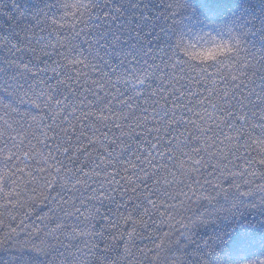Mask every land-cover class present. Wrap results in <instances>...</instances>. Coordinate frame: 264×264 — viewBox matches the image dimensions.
Instances as JSON below:
<instances>
[{"label": "snow or ice", "instance_id": "snow-or-ice-1", "mask_svg": "<svg viewBox=\"0 0 264 264\" xmlns=\"http://www.w3.org/2000/svg\"><path fill=\"white\" fill-rule=\"evenodd\" d=\"M62 6L66 7L65 4ZM93 7L91 2L85 6ZM109 15L104 13L105 18ZM43 22L55 28L57 15H45ZM23 38V43H17L7 36L0 37V49L5 50L0 74L14 82L15 89L24 90L25 95L33 92L48 110L45 115L50 123H44L43 129H38L39 136L21 125L17 135L23 138L19 140L0 132V202H3L0 206L28 209L16 227L4 225L0 219V225L7 228L0 235V264H119L117 242L125 243L124 252L129 253L125 237L134 243L135 237L140 235L139 230H147L156 223L154 213L159 212L160 192L149 183L156 175L149 169H156L158 158L174 160L173 152L181 144L189 149L183 155L190 158L199 155L203 151L199 147L200 140L207 138L208 133L213 141L220 136L234 141L231 154L237 160L241 159L239 153L243 150V162L249 168L258 165L264 169V56H252L240 47L235 57L193 65L180 60L173 50L171 55L162 57L161 62L165 67L179 68L183 75L169 78L165 74L163 79L168 81V87L161 83L152 90L145 98L147 106L136 105L137 111L144 114L137 115L131 111L132 97L126 101L122 98L124 94L119 97L102 94V86L100 92L89 86L86 91L91 95L81 98L80 89H74L64 79L57 77L55 85L48 84L40 75L48 68H40L35 63V49L31 48L27 34ZM237 42L241 45L239 39ZM27 51L33 55L25 58L23 53ZM71 53L73 45L69 42L67 51L58 54L67 59ZM70 62L84 63L83 60ZM229 65L240 73L239 76L230 75L243 99L233 93L231 99L235 103L221 109L226 117L221 121L223 127L219 123L214 127L205 126L204 115L196 111L204 101L193 102L197 93L190 85L204 81L215 84L214 76L226 81L221 69ZM106 75L101 73V80ZM137 80L144 84L143 79L137 77ZM237 80H240L239 84L235 83ZM245 80L251 87H247ZM93 84L100 85L101 81H93ZM40 85L45 87L40 88ZM242 88H247V95ZM36 89L40 90L37 92ZM168 89L171 91L165 96ZM158 95L159 99H156ZM113 101L122 107L117 108ZM169 104L170 107L166 106ZM34 106L41 109L40 103ZM149 107L154 113L152 127H148ZM218 107L213 105L214 109ZM124 108L130 111L125 113ZM32 119L35 121L37 117ZM40 119L43 122L44 118ZM193 163L199 165L201 161L194 160ZM261 177L264 178V172ZM234 187L238 189L239 185ZM261 190L264 191V187ZM29 191L33 195H28ZM37 192L39 195H35ZM238 194L248 197L252 193ZM37 201L47 207L48 213L39 217L40 226L32 225L27 233L28 242H19L17 230L27 227L24 221L32 215L31 209H35ZM16 219L11 216L12 221ZM73 219L78 223L69 224L68 221ZM201 219L200 216L190 224H181L184 231L175 238L170 225V232L165 234L166 243L156 245L152 261L155 264H183V261L160 253H169V249L179 244L181 237L188 236V230Z\"/></svg>", "mask_w": 264, "mask_h": 264}, {"label": "trees", "instance_id": "trees-1", "mask_svg": "<svg viewBox=\"0 0 264 264\" xmlns=\"http://www.w3.org/2000/svg\"><path fill=\"white\" fill-rule=\"evenodd\" d=\"M77 2L83 5L91 2L94 7L65 12L63 4ZM104 13H109V17L105 18ZM45 15H57L55 28L44 24ZM77 32L81 34L75 35ZM205 33L221 39H239L248 54L264 56V0H0V37L7 36L23 43L24 34H27L31 48L35 49V63L40 68H48L46 73L40 74L48 84L55 85L57 77L64 79L74 89H80L81 98L91 95L86 91L89 86L97 92L102 86V94L117 97L124 94L122 98L126 101L132 97L131 111L137 115H144L137 111L136 105L147 106L145 98L152 90L161 83L168 87V81L163 79L165 74L169 78L183 75L179 68L165 67L161 62L162 57L171 55L176 39ZM69 42L73 45V53L64 59L58 53L66 52ZM4 55L5 50L0 49V62ZM31 55V51L23 53L25 58ZM80 60L84 63L70 62ZM221 71L227 77L224 82L221 77L214 76L215 84L204 81L190 85L197 93L193 102L204 101L196 111L204 115L205 126L214 127L219 123L223 127L221 121L226 117L221 109L235 103L231 99L233 93L243 99L231 81V75L239 76V71L231 65ZM101 73L107 74L103 80ZM137 77L144 80L143 85ZM93 81H101V84H93ZM235 83L239 84L240 80ZM244 83L251 87L247 80ZM44 87L40 85V88ZM170 91L168 89L164 95ZM241 91L247 95V88ZM36 103L41 104V109L34 106ZM113 103L117 108L122 107L117 101ZM160 103L164 101L160 100ZM213 105L219 107L214 109ZM47 111L33 92L25 95L24 90L15 89L14 82L0 74V132L5 136L11 135L17 140L23 138L17 135L21 125L39 136L38 129L42 130L44 123H50L45 115ZM129 111L124 108L125 113ZM147 115L148 127H152L154 113L151 107ZM33 117L37 119L33 121ZM224 130L228 132L226 128ZM32 142L36 143L35 140ZM234 143L223 136L213 141L208 133L207 138L200 140L199 147L203 151L199 155L191 158L183 155L189 149L181 144L173 152L174 160L158 158L156 169H149L156 172L154 180L149 183L160 192L157 200L159 212L154 213L156 223L147 230H139L140 235L135 237L134 243L125 237L129 253L124 252L125 243L117 242L119 264H155L152 257L156 245L166 243L169 226H172L175 238L184 231L181 224H190L200 216L202 219L188 230V236L181 237L180 243L173 245L169 253L162 251L160 255L166 254L170 259L183 261V264H243L264 255V203H261L264 198L261 173L264 169L258 165L249 168L243 162V150L239 153L241 159L237 160L231 154ZM194 160H200L201 164L195 165ZM238 192L252 194L243 197ZM27 194L33 195L30 191ZM25 210L28 209L0 206V219L4 225L16 227ZM31 211L32 215L24 221L27 227L17 230L19 242H28L27 233L32 225L40 226L39 217L48 213L47 207L39 201ZM11 216L17 219L12 221ZM68 223L78 221L73 219ZM4 231L7 228L0 225V235Z\"/></svg>", "mask_w": 264, "mask_h": 264}, {"label": "clouds", "instance_id": "clouds-1", "mask_svg": "<svg viewBox=\"0 0 264 264\" xmlns=\"http://www.w3.org/2000/svg\"><path fill=\"white\" fill-rule=\"evenodd\" d=\"M65 12L69 9L80 11L86 5L80 3H65ZM241 45L235 38H219L215 35H196L191 37H178L175 41V56L182 61L193 65L211 64L220 60H227L239 54ZM259 145L257 148L259 149ZM264 261V255L253 257L243 264H259Z\"/></svg>", "mask_w": 264, "mask_h": 264}]
</instances>
